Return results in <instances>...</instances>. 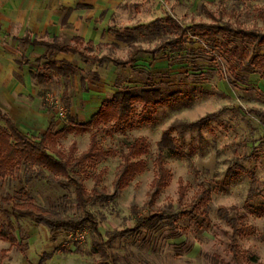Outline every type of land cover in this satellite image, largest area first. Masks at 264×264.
Here are the masks:
<instances>
[{
	"label": "rangeland",
	"instance_id": "1",
	"mask_svg": "<svg viewBox=\"0 0 264 264\" xmlns=\"http://www.w3.org/2000/svg\"><path fill=\"white\" fill-rule=\"evenodd\" d=\"M8 1L0 0V8ZM77 1L65 0L73 5ZM104 2L111 13L103 41L92 49L78 45L86 55L124 59L132 45L145 49L157 47L174 36L168 18L182 26L220 19L264 30V0ZM64 7H54L48 2L47 12L56 16L57 21L49 20V30L40 33L42 37L51 38L52 28H57ZM75 18V23L60 28L58 42L70 43L74 30H79L78 26L89 20L88 13L77 14ZM4 20L0 17V22ZM14 27L7 32L0 25V38L4 43H11L7 41L10 34L21 32L18 24ZM188 39L190 36L185 38L183 49L163 50L154 61L150 54L137 55L131 68L108 63L98 67L73 59L79 65L76 75L63 78L49 72L50 84L33 83L32 95L19 94L16 100L0 99L4 113L9 114L16 127L28 136L38 138L43 130L39 126H44V116L47 122L52 119L53 132L62 130L55 137V146L64 155L74 142L76 150L72 157H77L87 149L90 134L96 133L98 146L107 154L77 176L90 191L93 177L102 173L98 189L104 187L110 199L107 203H94L88 210L96 216L103 235L133 227L137 216H151L156 212L175 214L172 219L162 218L144 225L138 232L116 237L108 250L114 264L264 263V119L257 114L264 113V80L254 72L247 75L245 84L229 83L224 78L230 72L226 60L210 49L204 39L194 36L193 43ZM8 48L13 56L4 61L18 59L25 52L19 45H8ZM26 52L31 57L28 68L34 69L36 65L32 61L43 51L33 48ZM52 54L47 53V56L52 58ZM94 74L98 75V81H94ZM80 76L85 77L84 89L80 86ZM151 87L160 89L163 100L146 108L134 102L132 118L121 129H112L109 123L79 131L78 126L88 120L89 114L95 112L105 98L121 89L136 95ZM203 117L205 120L200 123L184 126ZM166 129L176 138L180 156L165 158L164 166L169 174L167 185L153 197L149 192L156 176V143ZM137 138H141L147 148V152L138 157L144 160L145 169L126 187L115 191L112 182L122 161L120 152H126L128 145ZM34 170L38 168L26 165L18 168L14 176L0 179V198L10 194L17 199L15 177H23L29 171L34 174ZM43 175L44 178H33L25 183L32 201L62 216L80 215L75 207L72 185L68 181L59 185L47 180L50 176L47 171ZM180 184L185 187V193L179 199ZM201 190L209 194L207 208L196 206ZM2 214L9 215L14 222L17 220L23 231L20 234L15 229L14 233L27 247L21 252L16 246L0 240V250H6V258H0V264H101L100 257L91 252L93 237L88 229L76 234L50 233L47 227L33 223L28 217L14 219L10 211ZM240 215L244 218L239 219ZM240 226H249L252 230L240 233L236 230ZM232 243L243 254L239 259L232 256ZM46 254L49 257L40 262Z\"/></svg>",
	"mask_w": 264,
	"mask_h": 264
},
{
	"label": "trees",
	"instance_id": "2",
	"mask_svg": "<svg viewBox=\"0 0 264 264\" xmlns=\"http://www.w3.org/2000/svg\"><path fill=\"white\" fill-rule=\"evenodd\" d=\"M264 19V18H263ZM264 21V20H263ZM168 24L174 31L173 37L163 40L157 47L145 49L138 45H132L129 56L125 59H113L106 56L86 55L79 49L78 45L92 49L89 43H84L79 37H74L73 45L46 43L47 49L57 52L76 54L82 61L95 63L98 66L106 62L118 67L132 66L135 57L140 53L150 54L151 60L154 61L160 57L159 53L163 50L175 51L181 50L185 44V38L190 36L188 41L195 42L192 38L195 36L198 40L204 39L210 49L216 50L219 56L224 58L228 63L230 72L224 78L231 84L247 82V75L258 72L264 80V30L256 27L248 28L242 24H232L227 21L215 20L212 23L197 22L188 26H182L173 18H168ZM187 42V41H186ZM90 45L89 47L86 45ZM40 61V60H39ZM47 71H52L57 75L69 77L76 73L77 68L65 60H54L43 57L35 71L31 72L32 78L39 84H49L51 78ZM97 80V74L93 75ZM83 80V79H82ZM162 93L160 89L151 87L148 90H140L139 94L134 95L127 89H121L114 95L103 101L100 109L90 120L80 124L79 131L90 130L99 124H111L112 129H121L128 124L132 118L134 102H139L143 108L149 105H158L161 101ZM264 119V113H257ZM212 115V114H211ZM71 121V119L69 118ZM205 120V117L184 126H193ZM53 125L41 134L38 138L31 137L20 132L14 123L5 116L0 110V179L14 176L17 169L26 165L38 168L34 174L26 172L23 177H15L18 186L19 196L15 199L10 194H5L0 198V240L9 242L11 246L24 252L27 245L22 243L16 237L14 231L18 229L21 234L23 229L20 224L11 220L10 216H3L4 211H10L14 219L19 217H28L33 223L42 224L48 228L50 233L57 231L70 232L76 234L79 231L88 229L92 234L91 252L100 257L101 264H114L110 261L108 250L111 242L123 234L138 232L144 225L155 223L162 218L172 219L175 214L170 212H156L151 216H137L134 225L121 231L106 232L103 235L99 231V223L96 216L88 210V207L94 203H107L110 199L104 187L98 189L101 183L102 173L99 172L93 177V188L88 191L77 176L83 172L86 167L94 165L102 160L107 151L100 148L97 144L96 133L90 134V141L86 150L81 152L77 157H72L76 150L74 142L68 149V154L56 148L55 137L62 130L53 132ZM157 153L154 159L156 167V176L150 184V196H156L159 191L167 185L168 170L164 166L167 156H180L176 150V138L171 135L170 129L161 133L160 139L156 143ZM147 148L143 145L141 138L134 139L129 145L126 152H120L122 161L117 166V173L112 182L115 191L126 187L129 182L139 173L144 171L145 162L138 159L141 154H145ZM47 171L50 176L46 179L59 185H64L68 181L73 187L75 207L81 212L78 216H62L55 212L49 211L32 201L25 183L33 178H44L43 172ZM56 176H62L58 178ZM185 187L179 185V199L183 197ZM252 198L251 195L248 196ZM198 207L207 208L209 203V194L201 190L197 194ZM264 212V210H263ZM244 218L243 215L239 219ZM240 233H250L251 227L240 226L236 229ZM24 237V236H23ZM22 237V238H23ZM230 251L233 258L239 259L243 256L242 252L235 244L230 245ZM49 257L45 255L40 262ZM0 258H6V250H0ZM256 264H264L257 262Z\"/></svg>",
	"mask_w": 264,
	"mask_h": 264
},
{
	"label": "crops",
	"instance_id": "3",
	"mask_svg": "<svg viewBox=\"0 0 264 264\" xmlns=\"http://www.w3.org/2000/svg\"><path fill=\"white\" fill-rule=\"evenodd\" d=\"M50 1L53 3L54 7H57L59 5L62 6L64 5L65 7H64V11H62L61 17L58 18L59 21L57 23L58 24L57 28L53 27L51 38L46 39L42 37L41 34H44L45 31L49 30V20L53 19L54 21H57L56 16H50L52 14L47 12V4ZM82 13H88L89 20L86 21V23L83 26H78L79 30H74L72 37L70 38L71 39L70 43L58 42L57 37L59 35L58 32L60 28L63 27L65 28L68 27V25H70L71 23H75L76 22L75 15L77 14L79 15ZM110 13L111 10L108 8V5L105 4L104 0H84V1L78 0L74 5L72 4V2H65V0H34V2H32V0H9L3 6V8L2 7L0 8V17L2 20L5 19L4 21L0 22V25L4 31L10 32L8 28L10 27L12 28L14 26L16 27L18 24L21 32L19 34H10V36L7 38L8 39L7 41L9 40L11 41V43L9 44L4 43L3 38H0V58H2L0 60L1 61L0 62V99L1 97H3L10 100H16V96L19 94L32 95L31 89L33 83L42 86L49 85L50 83L46 85L37 83L32 78L31 75V72L36 70L39 62L43 60V57L45 56L48 57L47 53L49 54L53 53L52 54L53 57L50 59L59 60V61L65 60L69 62L70 64H72L77 68V71L79 65L73 62V59L75 60L77 59L78 61L85 64L90 63V62L86 63L82 61L76 54L73 53H63V52L54 51L52 49H47L45 44L55 42L58 44L73 45L72 39L74 37H79L83 40L85 44L89 43L91 45V48H93L94 45H98L103 41V34H104L103 32L107 24V20ZM0 37H1V32H0ZM8 45L9 47H14L16 45L22 46L23 47L22 49H25V52L18 59H11L10 61H4V58H7V60H9L10 57L12 58L13 56V53L8 48ZM90 45L87 44L86 46L89 47ZM33 48L40 49L43 52L42 54L36 56L33 59L32 62L36 65L35 68L29 69L28 65L31 63V57L28 56L26 50H30ZM140 54H145V53H140ZM106 63L111 64L109 62ZM106 63H104L101 66H98L95 63L93 64H95L98 67H102ZM128 67L131 68L132 66H128ZM123 68H127V67H123ZM49 72L55 74L52 71H47L48 74ZM76 73L74 75H76ZM16 75H18V77H16ZM49 76L52 80L50 74ZM57 76L63 77L60 75ZM63 78H68V77H63ZM98 79L94 81H98ZM79 81L81 88L84 89L85 77L80 76ZM111 97L105 98L104 100L109 99ZM103 101L100 103L99 108L95 112L89 114L88 120H90V118L98 112ZM0 110L5 116H7L14 123L12 117L9 114L4 113L1 107ZM69 118L71 119V117ZM42 124H44V126H39V127H43L42 128L43 130L40 133V135L43 134L49 128L50 125H53V128H55L54 121L51 119L49 122H47L45 120V116H44V123ZM42 124L40 123L39 125Z\"/></svg>",
	"mask_w": 264,
	"mask_h": 264
}]
</instances>
